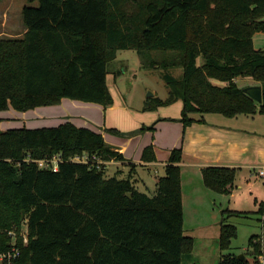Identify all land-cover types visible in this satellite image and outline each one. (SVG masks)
Wrapping results in <instances>:
<instances>
[{
    "label": "trees",
    "instance_id": "obj_1",
    "mask_svg": "<svg viewBox=\"0 0 264 264\" xmlns=\"http://www.w3.org/2000/svg\"><path fill=\"white\" fill-rule=\"evenodd\" d=\"M35 1L36 7L22 9L24 35L0 39V112H28L63 99L107 109L114 103L108 65L119 51L135 49L140 55L169 51L174 57L164 67L183 69L180 79L165 78L169 97L144 110L181 100L184 128L206 123L208 114L264 115V49L254 46V36L264 34V0H29ZM240 77L262 86L261 104L238 86ZM53 158L60 159L57 172L35 162ZM184 159L181 148L171 151L149 195L130 178L106 177L105 163L124 157L101 133L71 122L0 132V229H20L26 220L29 228L16 264H184L196 242L184 231ZM142 160L156 161L152 145ZM238 172L205 167L203 183L226 194ZM262 212L222 211L220 250L228 251L238 234L226 218ZM11 242L1 233L0 251ZM246 254L241 260L223 253L219 264H260V236L250 239Z\"/></svg>",
    "mask_w": 264,
    "mask_h": 264
},
{
    "label": "crops",
    "instance_id": "obj_2",
    "mask_svg": "<svg viewBox=\"0 0 264 264\" xmlns=\"http://www.w3.org/2000/svg\"><path fill=\"white\" fill-rule=\"evenodd\" d=\"M4 11L5 9L0 8V15L3 14L0 24V36L17 37L24 35L26 32L25 26L23 28L20 21L17 24L16 21L12 20V23L8 24ZM16 26L18 27L16 28ZM254 46L256 49H264V34L258 33L254 36ZM240 79L244 78H237L235 82L238 84ZM215 83L221 86L225 85L219 82ZM254 85H259V83L254 82L241 88ZM111 92L115 103L107 109L97 104L63 99L58 105L38 107L28 112H19L10 108L5 111L8 112L7 114H0V121L12 117L16 119L15 114H17L19 117H23L22 120L25 124L30 123L27 118L37 120V125L42 127H56L65 122H71L77 127L89 128L101 133L106 141L112 144L114 150L124 157V160H112L105 163V171L109 169L112 174L111 177L130 178L137 190L149 195H151L149 186H153L156 192L157 182L165 174V167L171 151L181 147L185 155V159L180 164L184 223L187 208H191L190 215H192L193 220L199 218L203 215L204 209L203 202H199L203 200V196L211 197L208 191H202L201 193H193L192 191L186 201L184 173L186 175L191 173L189 174L191 175L189 180L194 175L196 185L202 186V169L205 167L218 166L239 169L236 182L230 192L220 194V199L227 203V208H220V211L221 213L224 210L256 213L260 208L263 209L262 213L245 218L254 219L256 224L255 234L260 236L262 250L259 262L264 264V115H239L228 118L231 121L239 120L241 122L239 125L211 122L207 117H204L206 123H194L187 127L183 138L181 137L182 123L166 122L172 117L176 119L182 117L183 102L181 100L172 104L175 107L174 110L160 106L154 110L140 113L137 110H132L126 102L124 104L117 101L114 92L112 90ZM117 112L125 116L118 123L113 121V116ZM249 122H253L254 129L248 128ZM92 123L98 125L99 128L96 129L91 126ZM144 124H155L156 131H147L136 138L114 137L104 134V130L106 131L109 128H117L122 133L138 131ZM151 145L154 147L156 161L144 162L142 160L144 149ZM145 171L152 175L155 173V180L153 181L150 178L152 175H148ZM260 172H263V174H260ZM198 227H202L200 223H198ZM199 230H202L200 234L196 232L199 239L205 241L209 239V229ZM190 237L198 242V238H195V236L190 235Z\"/></svg>",
    "mask_w": 264,
    "mask_h": 264
},
{
    "label": "rangeland",
    "instance_id": "obj_3",
    "mask_svg": "<svg viewBox=\"0 0 264 264\" xmlns=\"http://www.w3.org/2000/svg\"><path fill=\"white\" fill-rule=\"evenodd\" d=\"M34 6L38 5V2L35 1L30 3L29 0H0V8L5 9L4 13H6V19L8 24L12 23V21H16L17 24L19 21L23 25V17H22V9L24 6ZM3 11V10H2ZM1 14V13H0ZM3 14L0 15V24L1 18ZM10 18V22H9ZM18 26H16L17 28ZM23 36V35H22ZM22 36L17 37H9V36H0V39H19ZM174 57L169 51L164 50H155V51H147L143 55H140L135 49L130 50H122L117 53V57L115 60L111 61L108 65L109 68V75L107 77V86L112 94L111 90L115 94V98L117 101L122 102L124 104H128L132 110H137L140 113L148 112L151 110H144L145 106L154 105L157 99L166 100L169 97V88L166 84V77H172L175 79H180L183 74V69L181 68H165V62L171 60ZM241 78V77H240ZM246 79V80H245ZM255 81L249 78L240 79L238 86L244 87L248 84H253ZM111 88V89H110ZM150 93L153 96H150ZM113 101L115 103L114 96L112 94ZM126 102V103H125ZM113 103V104H114ZM166 107L169 110H174V106H162ZM141 110V111H140ZM8 112L2 111L0 114H7ZM17 113V112H16ZM17 117H14L0 121V132L6 131L12 128H23L27 127L30 129L39 128L42 126L37 125L36 121L30 118H27L30 123H24L22 118L19 115L15 114ZM1 117V116H0ZM125 116H122V113L117 112L113 116V121L118 123L122 120ZM207 117L211 122H220V123H227L230 125H239L241 122L239 120H229L224 116L219 115H204ZM103 121V119H102ZM180 121V122H179ZM166 122L178 124L182 123L181 118L176 119L174 117L168 119ZM94 128H99L98 125L93 124ZM253 122L248 123V128L253 127ZM43 127H50V126H43ZM154 127L153 130H143L142 128ZM115 130L116 134L111 133L107 130ZM106 131L104 130V134L111 136H118V137H127V138H136L138 136H142L143 133L150 131L155 132V124L152 125H142L138 131H131V132H124L122 133L117 128H109ZM165 132V131H164ZM186 132V128H184L182 123L181 129V137L184 138V134ZM105 138V137H104ZM155 139V138H154ZM106 141V139H105ZM107 142V141H106ZM108 143V142H107ZM109 144V143H108ZM112 146V144H109ZM181 148V147H179ZM182 149V148H181ZM142 171H144L142 169ZM148 175V171H145ZM191 174V173H189ZM184 173V190L186 201L187 197L193 193H201L202 191H208L210 196H203V200L199 203L203 202L204 209L203 215L199 218L193 220L191 214V208H187V214L185 219L184 231L185 235H192L195 238H198V242L195 244V249L192 254V258H184V264H219L221 256L223 253H235L236 255L246 254V251L249 246L250 239L255 236V228L256 224L254 223L253 218H245V217H230L225 219V223L236 225L238 228L237 237L232 240L231 247L228 251H221L219 247V236H220V227L222 223V213L220 208H227V203L220 199L221 195L212 192L211 190H207L205 185H196V179L194 175H192V179H190L191 175ZM105 175L107 178L111 177V171L107 169L105 171ZM152 175V174H150ZM155 173H153L152 177H150L153 181L155 180ZM150 187V194H155V189L153 186ZM203 189V190H202ZM223 206V207H222ZM247 208V207H245ZM249 210V209H246ZM198 223L201 224V228L198 227ZM195 229V230H194ZM198 229V230H197ZM199 229H209V239L206 241L203 239H199V235L197 237L198 232L200 234ZM217 233V235H216Z\"/></svg>",
    "mask_w": 264,
    "mask_h": 264
},
{
    "label": "built area",
    "instance_id": "obj_4",
    "mask_svg": "<svg viewBox=\"0 0 264 264\" xmlns=\"http://www.w3.org/2000/svg\"><path fill=\"white\" fill-rule=\"evenodd\" d=\"M74 162H82V163H96L101 165L103 162L98 160L97 157L88 158V157H76ZM36 164L40 169H49L54 172L59 170V162L60 159L53 158V159H42L35 161ZM263 174V172H260ZM7 232L8 235L11 237V248L6 251H0V264H16L18 261L23 247L27 246L29 243V228L27 220L22 224L21 228H13L11 230H2L0 229V234Z\"/></svg>",
    "mask_w": 264,
    "mask_h": 264
},
{
    "label": "water",
    "instance_id": "obj_5",
    "mask_svg": "<svg viewBox=\"0 0 264 264\" xmlns=\"http://www.w3.org/2000/svg\"><path fill=\"white\" fill-rule=\"evenodd\" d=\"M243 92L249 96L251 99H253L255 102L261 104L263 101V93H262V86L259 85H254V86H249L243 88ZM153 96L152 93H150L149 97ZM130 196V194H129ZM238 259L245 260V255L240 254L238 255Z\"/></svg>",
    "mask_w": 264,
    "mask_h": 264
}]
</instances>
